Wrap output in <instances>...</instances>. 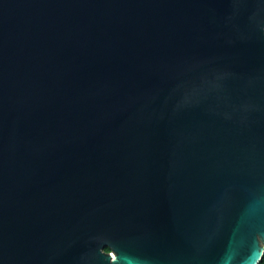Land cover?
<instances>
[{
  "label": "water",
  "instance_id": "obj_1",
  "mask_svg": "<svg viewBox=\"0 0 264 264\" xmlns=\"http://www.w3.org/2000/svg\"><path fill=\"white\" fill-rule=\"evenodd\" d=\"M263 256L264 0H0V264Z\"/></svg>",
  "mask_w": 264,
  "mask_h": 264
},
{
  "label": "trees",
  "instance_id": "obj_2",
  "mask_svg": "<svg viewBox=\"0 0 264 264\" xmlns=\"http://www.w3.org/2000/svg\"><path fill=\"white\" fill-rule=\"evenodd\" d=\"M105 251L106 252H111V250L109 248H106ZM259 264H264V256H263L262 261Z\"/></svg>",
  "mask_w": 264,
  "mask_h": 264
}]
</instances>
